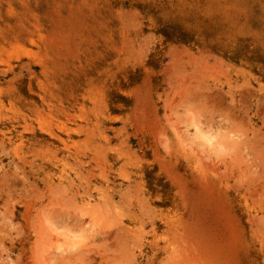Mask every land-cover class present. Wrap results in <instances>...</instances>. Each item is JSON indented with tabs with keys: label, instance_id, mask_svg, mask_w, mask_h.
<instances>
[{
	"label": "rangeland",
	"instance_id": "obj_1",
	"mask_svg": "<svg viewBox=\"0 0 264 264\" xmlns=\"http://www.w3.org/2000/svg\"><path fill=\"white\" fill-rule=\"evenodd\" d=\"M0 264H264V0H0Z\"/></svg>",
	"mask_w": 264,
	"mask_h": 264
},
{
	"label": "bare ground",
	"instance_id": "obj_2",
	"mask_svg": "<svg viewBox=\"0 0 264 264\" xmlns=\"http://www.w3.org/2000/svg\"><path fill=\"white\" fill-rule=\"evenodd\" d=\"M67 190H68V189H67ZM55 193H56V192H55ZM57 193H58V192H57ZM107 194H108V193H107ZM63 202H64V201H63ZM97 203H98V202H97ZM98 204H99V203H98ZM69 205H70V204H69ZM61 207H62V206H61ZM53 208H54V207H53ZM107 208H108V206H107ZM56 210H57V209H56ZM56 210H55V211H56ZM108 211H109V210H108ZM108 219H109V218H108ZM120 227L122 228V226H120ZM120 227H119V229H120ZM116 231H117V230H116ZM122 231H123V230H122ZM105 232H106V231H105ZM110 232H111V230H110ZM117 236H118V234H117ZM117 236H116V237H117ZM120 236H122V234H120ZM110 238H111V237H110ZM121 241H122V240H121ZM121 241H120V242H121ZM90 246H91V245H89L88 247H90ZM120 247H121V246H120ZM119 249H120V248H119ZM85 251H86V250H85ZM124 252H125V251H124ZM103 253H104V252H103ZM125 253H126V252H125ZM84 255H85V254H84ZM86 255H87V254H86ZM100 257H101V256H100ZM41 263H42V262H41Z\"/></svg>",
	"mask_w": 264,
	"mask_h": 264
}]
</instances>
